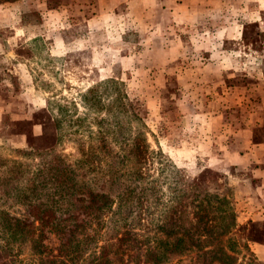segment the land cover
Wrapping results in <instances>:
<instances>
[{
  "label": "rangeland",
  "instance_id": "1",
  "mask_svg": "<svg viewBox=\"0 0 264 264\" xmlns=\"http://www.w3.org/2000/svg\"><path fill=\"white\" fill-rule=\"evenodd\" d=\"M117 22L122 23V17ZM172 32L171 27L166 28L168 35ZM141 36L139 29L127 31L117 37L116 46L112 43L100 48L98 59L91 58L96 55L92 49L74 55L62 68L66 71L60 66L64 61H37L47 74L42 77L38 72L35 77L40 88L37 96L44 100V107L29 108V96L22 93L15 102H20L23 120L4 124L5 135L18 132L26 137V144L23 148L8 147L0 154V211L11 204L13 216L24 213L14 204L16 195L11 199L2 192L3 178L10 171L6 172L2 163L6 159L20 162L28 176L40 167L44 157L60 158L75 165L77 185L83 188L73 199L87 203L92 199L87 191L107 195L108 188L121 187L138 193L150 187V180H155L158 201L149 200L150 207L143 210V217L149 222L155 218L152 224L163 212L182 210L176 203L187 205L186 210L191 212L205 193L225 198L235 219L246 213L242 200L248 203L254 194L256 200L264 201V181L254 178L251 171L255 161L250 158L243 165L237 164L224 150L245 149L244 136H252L256 142L264 140V110L239 106L246 99H262L261 92L254 90V81L243 76H223V82L233 89L222 94L220 73H205L203 52L194 56L187 38H183L184 54L173 60L153 50L145 55L141 52L144 46L138 45ZM167 41L165 46L172 48ZM42 50L39 46L34 48L36 52ZM23 52L27 54L26 49ZM125 53L132 60L124 66ZM236 85L250 90L237 91ZM33 126L37 127V134ZM142 150L147 157L142 170L152 178L133 180L132 155ZM116 171L124 174L111 179V173ZM18 178L11 183L20 188L26 184V178ZM135 201L131 194H123L121 199L128 205L130 218L135 214L130 208L136 207ZM216 202L212 199L213 214L221 225L215 231L221 234L231 224V218ZM257 217L245 218L241 223L237 219L233 234L221 235L215 242L224 245L227 254L229 249L234 251L231 260L224 264H264V254L258 251L264 247V216ZM152 229H156L154 225ZM254 235L260 243L246 240ZM20 252L18 258L13 254V258H6L0 249V264H32L27 250L22 248Z\"/></svg>",
  "mask_w": 264,
  "mask_h": 264
},
{
  "label": "crops",
  "instance_id": "2",
  "mask_svg": "<svg viewBox=\"0 0 264 264\" xmlns=\"http://www.w3.org/2000/svg\"><path fill=\"white\" fill-rule=\"evenodd\" d=\"M170 27L171 36L166 33ZM134 29L142 34L141 52L146 55L153 50L173 60L184 54L183 38H187L194 56L203 52L205 73H220L222 94L233 89L223 82V76L246 77L254 81V90L261 92L262 99H246L239 106L264 110V0H0V154L8 147L26 144V137L18 132L4 134L6 121L13 125L23 120L20 102L15 100L27 93L29 108L44 107L35 77L38 72L42 77L47 74L37 61H64L60 66L66 71L62 68L72 56L92 49L96 55L91 58H101L100 48L116 46L117 37ZM167 39H172V48L165 46ZM37 46L43 50L34 51ZM131 60L125 53L122 64ZM235 89L250 90L240 85ZM33 130L38 133L36 126ZM243 138L245 149L224 150L237 164L252 158L254 178L264 181V140ZM254 197L248 203L240 202L247 207L237 218L240 222L264 216V201ZM258 251L264 254V247Z\"/></svg>",
  "mask_w": 264,
  "mask_h": 264
},
{
  "label": "trees",
  "instance_id": "3",
  "mask_svg": "<svg viewBox=\"0 0 264 264\" xmlns=\"http://www.w3.org/2000/svg\"><path fill=\"white\" fill-rule=\"evenodd\" d=\"M145 153L133 152V180L152 178L142 170ZM50 159L44 157L40 167L28 176L20 162L6 159L1 165L6 172L10 169L3 178L2 192L11 199L16 195L14 204L24 212L13 216L11 204L0 211V249L6 258H13L12 254L18 258L24 248L32 264H224L231 260L234 251L229 249L227 254L224 245L215 244L221 235L229 236L236 230L237 219L225 198L205 193L191 212L186 210L187 205L176 203L182 210L163 212L152 224L155 218L149 222L143 210L150 207L149 200L158 201L155 180L138 193L121 187L108 188L107 195L87 191L92 197L90 203L82 199L80 202L73 199L83 188L77 185L75 165L60 158ZM123 174L116 171L110 178ZM21 176L26 178V184L14 187L11 181ZM123 194L136 199V207L130 206L135 210L132 218L128 205L121 202ZM212 199L231 218V224L221 234L215 231L221 222L213 214ZM153 225L156 229L151 230ZM251 231L253 228L248 230L249 235ZM256 237L248 236L246 240L260 243Z\"/></svg>",
  "mask_w": 264,
  "mask_h": 264
}]
</instances>
